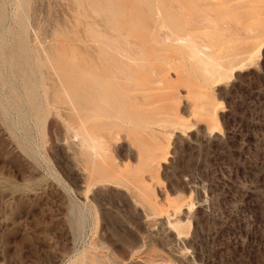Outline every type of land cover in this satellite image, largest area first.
<instances>
[{
	"label": "rangeland",
	"instance_id": "374dc122",
	"mask_svg": "<svg viewBox=\"0 0 264 264\" xmlns=\"http://www.w3.org/2000/svg\"><path fill=\"white\" fill-rule=\"evenodd\" d=\"M73 1L0 0V264H264V0H112L158 73L81 126Z\"/></svg>",
	"mask_w": 264,
	"mask_h": 264
},
{
	"label": "bare ground",
	"instance_id": "6f19581e",
	"mask_svg": "<svg viewBox=\"0 0 264 264\" xmlns=\"http://www.w3.org/2000/svg\"><path fill=\"white\" fill-rule=\"evenodd\" d=\"M74 1L77 3L76 0H74ZM74 1H73V3H75ZM79 1H81V0H78V3H77L78 5H79ZM81 2H82V4H80L79 5L80 7H78L79 9L81 8V10L77 9V12L75 11V13L77 14V16H75V19H74L75 25L71 27V32H69V33H71V37L69 36L70 37V48H68L67 51L64 50L65 52L63 53L64 54L63 56H65L67 59L68 58L70 59V84L72 85L71 87H73L72 95L70 97V105L75 110L74 112H76V114L73 113V114H75V116L73 115L74 117H72V119L75 118V120H77L78 122L80 120H84V118H86V120L91 118L92 115L87 114L86 112H88L90 110H94V107H96V105H97L96 104L93 106V105L85 102V100H81V97L79 95V90H81L80 92L83 93L85 96H91V97L93 96L92 90H96L97 92H99V94H98L99 97H102L104 99H110V98L112 99V97H114L115 94H118L121 91L117 87V85H119L118 84L119 81L121 82V81L125 80V83L123 82L125 86H123V87L129 88L131 86V84H134L133 82H135L136 80L143 81V79H147V78L153 79L157 76V73H158V67H156V66H153L151 68L152 71L150 69L151 73H149V74H145V73L140 72V69H147V67L149 65L148 63L150 62L149 61L150 59L145 60L143 58V56L146 54V52L144 53V51H145L144 50V43L139 41V40H134V39L129 38L130 36H132L131 30L125 29L124 31L121 32L120 36L118 35V37H121V36L124 37L123 38L124 40L121 41L122 40L121 38H120L121 39L120 40L116 35H114V34L118 33L117 31H116V33H112V32H115L113 30L118 28L117 24H119V23L116 24V28L113 30H112V27H109L106 25L108 22L112 23L111 21H113L111 18V15L109 16V14H108L109 13L108 10H110V11L112 10V4H113L112 0H84V1L82 0ZM120 3H121V1H120ZM114 4H116V2ZM78 5H76V8ZM72 6H73V4H72ZM113 9L115 10L114 6H113ZM120 9H122V8H120ZM101 11L102 12L108 11V13H107L108 15L106 14V17L103 18V20L105 19L103 22L106 24L102 25V26L100 25L101 29H98V27H97V24L99 23V21H97L98 16H97V18H95L96 17L95 15H96V12L101 13ZM121 11H119V12H121ZM114 13L115 12H113V14ZM115 15H116V13H115ZM114 16H112V17H114ZM116 18L118 20V16ZM89 19H92L91 23L88 22ZM100 20H101V18H100ZM115 20L116 19H114V23H115ZM114 23H112V24L114 25ZM120 23H122L121 19H120ZM146 23H148V22L145 21L144 24H146ZM207 24H209V23H207ZM121 25H123V24H121ZM118 26H120V25H118ZM146 26H144L143 28H145ZM102 27H103V29H102ZM125 28H126V26H125ZM146 30H148V28ZM119 34H120V32H119ZM166 39L168 40V38H166ZM186 40H189V38ZM57 41L59 42V40H57ZM172 41H174V43H175V42H179L180 39H173ZM53 42H55L54 39H53ZM183 42H184V40H183ZM61 43L62 44H60V47H61V45L64 46V45L68 44V42L66 44H64L62 41H61ZM53 45H55V47L54 48L52 47V48L55 50H53L51 48V51L52 50L56 51L59 46L57 47L56 44H53ZM57 45H59V44L57 43ZM175 48H176V46H175ZM190 49H191V51L194 52V51H196L197 48L196 49L190 48ZM60 50H62V49H60ZM58 51H59V49H58ZM60 52H63V51H60ZM58 54L59 53L57 52L56 55H58ZM51 56H52V54H51ZM56 59H59V58H56ZM68 60H67V62H68ZM157 60L159 61V59H157ZM64 62H65V59H64ZM60 64H61V62H60ZM213 67L216 68L215 64H213ZM238 70H239L238 66L232 67L229 71L230 75L233 76L234 73L237 72ZM61 71H62V69H61ZM208 73L211 75H216L217 82L224 79V77L222 75H218V73L215 72L213 69L208 70ZM226 73H227V71H226ZM121 86H122V84H121ZM134 86H135V84H134ZM138 86H139V84H138ZM144 86L146 87V84ZM132 87H133V85H132ZM128 90H130V88ZM73 109H71V110H73ZM74 121H73V123H74ZM73 125H75V123ZM82 125H84V124L82 123ZM75 126L77 127V125H75ZM80 126H81V123H80ZM83 128H85V127H83ZM83 128H81V129H83ZM84 133L85 132H83L82 134L80 133L81 136ZM80 134H78V135L80 136ZM87 134H85V135H87ZM89 137H88V139L90 142L89 143L90 146L92 144L95 145V143H98L97 141L93 140L94 137H91L92 140ZM81 139H82V137H81ZM88 139H87V137L84 138L83 145H85V146L87 145ZM100 139L97 138L95 140H100ZM101 141H103V140L101 139ZM91 142H93V143H91ZM83 145H81V146H83ZM87 146H86V149H87ZM95 147H96V145H95ZM99 147H100V149L102 148L100 145H99ZM88 148H89V146H88ZM90 148H89V151H90ZM97 148L98 147H96L95 149L97 150ZM103 149H105V148H103ZM92 150H91V152H94ZM98 150H99V148H98ZM95 152H94V154H95ZM97 153L98 152H96V154ZM91 158H93V157H91ZM97 161H98V159H97Z\"/></svg>",
	"mask_w": 264,
	"mask_h": 264
}]
</instances>
